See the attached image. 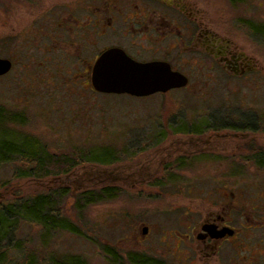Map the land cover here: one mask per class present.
Instances as JSON below:
<instances>
[{
	"label": "rangeland",
	"instance_id": "rangeland-1",
	"mask_svg": "<svg viewBox=\"0 0 264 264\" xmlns=\"http://www.w3.org/2000/svg\"><path fill=\"white\" fill-rule=\"evenodd\" d=\"M197 1L218 29L254 59L256 71L235 78L216 69L209 72L208 60L201 58L197 66L183 62V55L180 62L175 59L180 53L176 50L169 57L190 75L189 84L167 94L136 99L95 94L84 85L79 73L74 74L71 48L63 41L66 37L59 35L66 47L56 51V24L35 21L39 14L49 11L54 0H0V59L13 65L0 77V107L22 118L21 123H9L3 137L13 141L32 138L52 154L76 155L82 163L56 180L21 179L14 177L12 165L0 168V211L63 187L67 195L59 202L54 200L55 206L59 204L54 209L68 222L60 223L57 231L47 235L49 230L39 224L19 220L12 239L0 244V264H48L49 257L66 262L70 256L84 258L85 264H104V247L108 255L112 251L121 258L147 254L176 261L177 234L194 221L192 212L184 216V209L194 206L196 186L200 185L193 176L219 175L217 162L208 158L225 159L241 148L243 154L249 151L244 142L215 139L212 131H207L205 136H211L210 143H216L215 147L180 168L169 162L190 150L197 154L204 148L194 146L189 136L175 130L236 128L247 122L260 129L247 139L264 146V38L251 32L253 27L264 31V0ZM41 28L48 29L51 37L42 36ZM103 156L110 162L90 161ZM163 161L169 163L167 170L163 173L162 166L158 175ZM233 169L264 175V167L257 172L254 166L235 165ZM136 170L158 175V179L136 183L132 176ZM201 181L205 193L208 181ZM97 187H112L117 194L95 205H76L75 196ZM143 226L150 230L146 238L140 234Z\"/></svg>",
	"mask_w": 264,
	"mask_h": 264
},
{
	"label": "flooded vegetation",
	"instance_id": "flooded-vegetation-1",
	"mask_svg": "<svg viewBox=\"0 0 264 264\" xmlns=\"http://www.w3.org/2000/svg\"><path fill=\"white\" fill-rule=\"evenodd\" d=\"M54 1L49 11L39 14L34 20L56 24L53 30L56 51L66 46L71 48V69L74 74H80L84 85L95 94L106 95L93 90L92 68L97 59L110 49H120L138 63H167L173 72L187 78V85L190 75L176 67L173 59L169 57L176 50L180 53H176L175 59L180 60L184 55L186 58L182 59L183 62L187 60L200 66L201 58H204L209 61V72L216 69L229 77H245L257 69L254 59L234 44L227 33L218 29L197 0ZM39 30L42 36L51 37L48 29ZM61 34L66 37L63 40L66 46H62L63 43L59 40ZM12 68L13 65L11 70ZM219 130L223 133L225 131V135L217 134ZM175 131L189 136L194 146L202 145L204 148L198 150L197 154L195 150H190L169 162L180 168L193 162L192 157L202 155L204 150L215 147L216 143H210L211 136H205L207 131H212L210 135L215 139L230 138L246 143L249 153L243 154L241 148L225 159L208 158L217 162L219 175L193 176L192 180L200 185L196 186L194 206L184 209V216L187 212H192L194 221L184 227L182 234H177L179 255L176 261L147 254H129L121 258L112 251L108 255L104 247L101 248L103 263L264 264V175L242 174L244 172L233 169L235 165L245 168L254 166L257 172L260 171L259 168L264 167V146L258 145L254 139H247L249 134H254L260 129L248 126L245 122L236 128L179 127ZM169 163L160 162L156 173L159 175L162 166L163 173L166 172ZM144 172L145 170H136L132 174L136 183H146L158 177ZM202 179L208 181V190L205 193L202 192ZM44 229L49 230L47 235L57 231L56 227L52 226ZM149 232L148 226H143L140 230L144 238ZM136 242L138 243V240ZM70 257L66 262L65 259L59 261L53 257H49L47 261L48 264H85L84 258Z\"/></svg>",
	"mask_w": 264,
	"mask_h": 264
},
{
	"label": "trees",
	"instance_id": "trees-1",
	"mask_svg": "<svg viewBox=\"0 0 264 264\" xmlns=\"http://www.w3.org/2000/svg\"><path fill=\"white\" fill-rule=\"evenodd\" d=\"M230 1L231 3H239L243 0ZM251 32L255 36L264 38V31L259 27L251 28ZM19 116L0 107V168L12 165L14 167V177L21 179L52 178L51 180H56L68 175L72 169L82 164L78 160V156H56L45 150L37 140L32 138H23L20 141L4 138L3 134H7L6 128L9 123L22 122V118ZM90 161L97 164L110 162L104 156L103 159L91 158ZM116 194V190L112 187L90 188L75 196V203L78 207H87L111 200ZM66 195L67 190L62 187L46 192L45 196L35 195L20 200L19 203L10 206V208L2 207L0 211V244L8 243L12 239L11 236L19 220L41 224L46 229L50 226L60 228L62 226L59 225L60 223H68L54 209V200L58 199L59 202ZM80 203L81 206H79ZM58 205L56 204L57 207Z\"/></svg>",
	"mask_w": 264,
	"mask_h": 264
},
{
	"label": "water",
	"instance_id": "water-1",
	"mask_svg": "<svg viewBox=\"0 0 264 264\" xmlns=\"http://www.w3.org/2000/svg\"><path fill=\"white\" fill-rule=\"evenodd\" d=\"M11 67V61L0 59V77L8 74ZM187 83V78L173 72L167 63H138L120 49L104 52L95 62L91 73L93 90L106 95L145 98L185 88Z\"/></svg>",
	"mask_w": 264,
	"mask_h": 264
}]
</instances>
